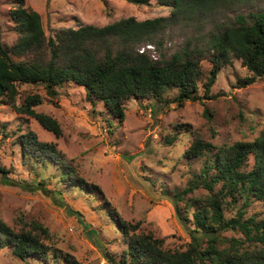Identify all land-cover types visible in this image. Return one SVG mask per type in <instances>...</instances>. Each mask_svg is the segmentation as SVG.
I'll return each mask as SVG.
<instances>
[{
  "label": "rangeland",
  "instance_id": "1",
  "mask_svg": "<svg viewBox=\"0 0 264 264\" xmlns=\"http://www.w3.org/2000/svg\"><path fill=\"white\" fill-rule=\"evenodd\" d=\"M25 1L41 14L47 37L60 29H77L81 25L104 26L130 16L144 20L170 14L168 7L155 0L149 4L130 0ZM13 2L0 0V36L10 50L18 39L10 14ZM184 39L180 33L168 34L164 46L160 50L153 46L150 54L154 59L161 53L170 57ZM210 68V62L204 60L203 72L208 73ZM251 75L241 60L233 57L212 87L211 94H218L217 98L179 105L173 102L178 89H168L165 100L170 102L131 99L123 122L103 102H89L85 89L76 84L66 83L59 88L58 98H51L42 86L21 85L17 103L22 105L27 95L39 93L43 102L36 111L57 119L61 135L56 136L11 105L0 104V166L7 170L0 171V220L16 230L42 225L49 230L43 241L57 253L51 251V257L44 262L22 261L9 249H0V264H112L107 253L122 264L127 246L112 217L114 210L133 224L142 221L140 232H153L163 238L166 248L186 249L194 227L193 216L191 208H185L186 201L181 200L179 207L188 220L181 219L174 195L186 189L194 175L200 173L205 157L184 155L194 138L190 132L179 134L172 144L165 142L166 137L176 133L177 125L187 123L216 146L254 140L264 128V76L241 86L242 80ZM199 93L203 94L202 87ZM26 133L54 145L62 162L92 190L68 185L61 178L63 168L44 160L41 152L24 155L20 140ZM5 177L10 184L3 182ZM42 182L44 185H40ZM207 194L208 190L199 186L185 197ZM262 208L260 202H253L246 217ZM235 212L227 214L233 216ZM224 236L244 237L231 230Z\"/></svg>",
  "mask_w": 264,
  "mask_h": 264
},
{
  "label": "trees",
  "instance_id": "2",
  "mask_svg": "<svg viewBox=\"0 0 264 264\" xmlns=\"http://www.w3.org/2000/svg\"><path fill=\"white\" fill-rule=\"evenodd\" d=\"M155 1L168 7L170 14L144 20L130 16L104 26L81 25L77 29H60L47 37L41 14L27 6L25 0H14L10 14L18 39L10 50L0 36V104L32 116L60 136L58 120L36 111L43 102L39 93L27 95L22 105L17 103L21 85L42 86L51 98H58L59 88L66 83L76 84L85 89L89 102H103L123 122L131 99L170 102L165 100L168 89H178L173 102L179 105L217 98L218 94H211L212 87L233 57L252 73L242 80L241 86L264 76V0ZM186 28L190 29L185 31ZM178 33L185 39L172 56L161 53L154 59L149 49L140 52L147 45L160 50L166 35ZM13 55L19 57L15 59ZM204 60L211 64L208 73L202 70ZM200 87L203 94L199 93ZM175 132L166 137L167 144H172L179 134L190 132L194 138L184 155L205 157L200 173L194 175L186 189L174 195L173 202L183 221L188 219L179 202L185 200V208H191V241L186 249L166 248L163 238L153 232H140L142 221L133 224L114 210L112 217L127 246L122 264H264V128L254 140L219 146L204 140L187 123L177 125ZM22 137L24 155L41 152L44 160L63 168L61 178L68 185L92 190L73 168L62 162L54 145L42 143L34 133ZM0 171L7 172L1 166ZM3 182L11 183L8 177ZM199 186L208 190L205 197H185ZM256 201L263 205L262 210L246 217L248 207ZM234 210L233 216L227 214ZM230 230L244 237H225L224 233ZM48 235L49 230L40 224L16 230L0 220V249H9L22 261L44 262L51 257V251L57 253L43 241ZM106 256L117 264L110 253Z\"/></svg>",
  "mask_w": 264,
  "mask_h": 264
},
{
  "label": "built area",
  "instance_id": "3",
  "mask_svg": "<svg viewBox=\"0 0 264 264\" xmlns=\"http://www.w3.org/2000/svg\"><path fill=\"white\" fill-rule=\"evenodd\" d=\"M147 47L153 49V48H152L153 45H148ZM144 50H145V48L141 49V52H143Z\"/></svg>",
  "mask_w": 264,
  "mask_h": 264
},
{
  "label": "clouds",
  "instance_id": "4",
  "mask_svg": "<svg viewBox=\"0 0 264 264\" xmlns=\"http://www.w3.org/2000/svg\"><path fill=\"white\" fill-rule=\"evenodd\" d=\"M147 46H148V45H147ZM147 46L145 47V49H149V50H151V48H148ZM142 49H143V48H142ZM144 51H145V50H144ZM144 51H143V52H144ZM140 52H141V49H140Z\"/></svg>",
  "mask_w": 264,
  "mask_h": 264
}]
</instances>
